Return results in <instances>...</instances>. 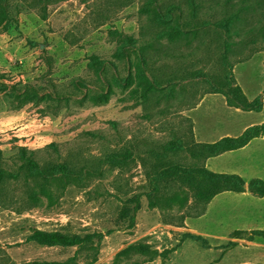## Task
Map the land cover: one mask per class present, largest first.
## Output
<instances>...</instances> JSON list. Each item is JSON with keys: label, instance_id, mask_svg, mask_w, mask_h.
<instances>
[{"label": "rangeland", "instance_id": "rangeland-1", "mask_svg": "<svg viewBox=\"0 0 264 264\" xmlns=\"http://www.w3.org/2000/svg\"><path fill=\"white\" fill-rule=\"evenodd\" d=\"M147 3L55 0L46 13L40 0H0V167L11 168L27 149L43 165L67 162L76 172L34 185V202L22 184L3 186L0 264H264V237L192 234L185 220L204 212L192 194L151 183L160 162L197 164L186 144L161 160L155 153L189 142L186 113L225 47L233 62L264 47V0L232 1L225 44L201 29L155 39L142 70L131 46L162 31ZM126 149L133 159L108 160ZM32 228L94 239L80 248L40 247L28 241Z\"/></svg>", "mask_w": 264, "mask_h": 264}, {"label": "trees", "instance_id": "trees-1", "mask_svg": "<svg viewBox=\"0 0 264 264\" xmlns=\"http://www.w3.org/2000/svg\"><path fill=\"white\" fill-rule=\"evenodd\" d=\"M4 2L6 0H3ZM55 0H40L44 4L42 12H46L54 3ZM169 0H148L146 11L151 15V21L161 28V32L154 39L141 42L139 47L131 46V52L137 55L141 69L149 67L148 50L153 46L155 39L162 38L167 34H172L174 31L191 32L198 29L207 31L215 35L224 44L229 38L227 31L231 24V9L234 8L233 0H185L183 5L168 2ZM206 10V13L201 16L200 12ZM222 14L221 18H216L217 13ZM226 34V35H225ZM136 44V43H135ZM223 44V43H222ZM223 44V45H224ZM256 44V42H254ZM232 49L224 48V52L220 57L217 70L214 75H207L205 78V89L202 93L206 94H221L230 107H235L243 111L260 112L263 109L264 92L258 98L250 101L244 94L241 87L238 85L233 68L239 62H233L230 59ZM260 51L264 52V47ZM259 52V51H258ZM132 54H128L130 57ZM187 77V76H186ZM186 77L182 78L184 80ZM177 79V75L174 76ZM168 82L173 80L168 79ZM155 84L158 87L163 86V79H155ZM199 99L201 101L202 97ZM189 122V142L182 143L181 141H170L164 145L163 151L155 153L157 159L167 157V155L184 150L185 144L188 145V151H197V164L193 166H183L173 162H160L155 167V175L152 178L153 190L158 188L159 182L167 181L177 184L180 188L187 189L193 197L194 203L203 208V214L206 212V207L219 194L227 191L231 192H246V182L236 174L214 173L206 167V161L209 158L218 156L224 152L240 149L246 146L251 140L257 137L264 136V124L248 128L242 136L238 138H225L214 144H199L195 141L193 132V123ZM190 144V145H189ZM110 162L117 160L128 161L134 158L133 153L126 149L123 153L113 152L107 156ZM17 162L11 168L0 167V191L3 186L16 182L22 184L25 188L26 199L34 202L36 193L33 189L34 185L42 187L48 179L57 176H73L76 172L72 169L69 163L49 162L45 165L41 164L34 153L27 149H21L16 154ZM248 191L256 197H264V180L254 179L248 185ZM139 203V198L136 199ZM246 233L234 232L233 234ZM254 236L264 237V231H252ZM94 239V235H78L70 234L64 231H46L38 228L30 229L28 241L35 243L40 247H61L73 248L84 247ZM32 264H58L54 262H34Z\"/></svg>", "mask_w": 264, "mask_h": 264}, {"label": "crops", "instance_id": "crops-1", "mask_svg": "<svg viewBox=\"0 0 264 264\" xmlns=\"http://www.w3.org/2000/svg\"><path fill=\"white\" fill-rule=\"evenodd\" d=\"M233 74L250 101L258 98L264 92V52L235 64ZM186 116L192 120L195 141L214 144L225 138H238L248 128L263 125L264 100L260 112L243 111L228 106L221 94H206ZM206 167L214 173L241 176L247 191L217 195L202 216L185 220L186 229L195 235L214 238H226L239 231H264V197L248 191L252 180H264V136L254 138L240 149L209 158Z\"/></svg>", "mask_w": 264, "mask_h": 264}]
</instances>
